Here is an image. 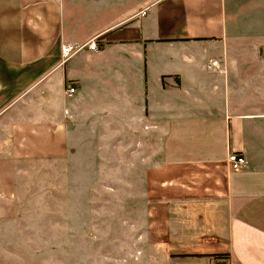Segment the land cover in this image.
Returning <instances> with one entry per match:
<instances>
[{"label": "crops", "instance_id": "crops-1", "mask_svg": "<svg viewBox=\"0 0 264 264\" xmlns=\"http://www.w3.org/2000/svg\"><path fill=\"white\" fill-rule=\"evenodd\" d=\"M154 2L0 0V224L83 157L145 173L124 264H264V0Z\"/></svg>", "mask_w": 264, "mask_h": 264}, {"label": "rangeland", "instance_id": "rangeland-1", "mask_svg": "<svg viewBox=\"0 0 264 264\" xmlns=\"http://www.w3.org/2000/svg\"><path fill=\"white\" fill-rule=\"evenodd\" d=\"M104 158L117 165L115 155ZM83 159L77 167L48 165L47 179L26 188L33 192L21 219L0 224V264H124L131 258L145 173L84 172ZM133 159L124 157L125 167ZM135 159L143 163V156Z\"/></svg>", "mask_w": 264, "mask_h": 264}, {"label": "built area", "instance_id": "built-area-1", "mask_svg": "<svg viewBox=\"0 0 264 264\" xmlns=\"http://www.w3.org/2000/svg\"><path fill=\"white\" fill-rule=\"evenodd\" d=\"M159 1H162V0H155L154 3L159 2ZM148 8L149 7H147L142 12V15H145L147 13L146 10ZM98 39H99L98 36H94L83 45H77V44H72V43L63 44L62 45L63 60L64 61L67 60L69 57H71L72 55H74L75 53H77L79 50H81L84 47H87L88 49L93 50V51L99 50L100 45H99ZM218 65H219V61L217 60L213 61V66H218ZM75 93H76V88L73 86L68 87L66 90V95L68 97L74 96ZM228 164L232 171H242L245 168H247L249 162L246 156H244L243 154L237 153L235 151H230L229 156H228Z\"/></svg>", "mask_w": 264, "mask_h": 264}]
</instances>
